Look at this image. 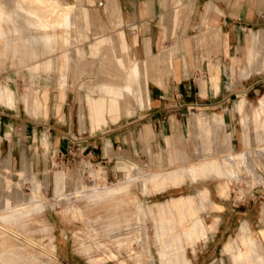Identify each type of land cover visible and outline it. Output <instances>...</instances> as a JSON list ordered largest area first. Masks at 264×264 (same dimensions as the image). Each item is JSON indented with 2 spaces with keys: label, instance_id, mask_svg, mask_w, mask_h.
<instances>
[{
  "label": "rangeland",
  "instance_id": "rangeland-1",
  "mask_svg": "<svg viewBox=\"0 0 264 264\" xmlns=\"http://www.w3.org/2000/svg\"><path fill=\"white\" fill-rule=\"evenodd\" d=\"M29 1L36 7L40 3ZM60 1L72 6L69 29L29 27L22 12L13 23L0 22V88L8 87L14 97L11 106L0 101V264H264V130L252 123V112L264 97L259 60L264 33L254 48L257 65L249 67L245 45L234 52L239 65L231 80L226 61L216 62L220 84L234 91L224 104H213L216 98L206 106L197 96L196 104L183 105L185 98H175L187 119L180 146L161 140L151 147V140L142 142L139 131L131 129L130 142L114 145L120 146L116 154L86 138L96 134L103 140L111 129L133 127L149 106L139 108L128 99L134 110L130 117L122 113L114 125L91 132L86 94L96 98L99 84L119 83L123 74L115 57L134 60L135 55L111 43L117 32L105 16L104 0ZM15 7L23 8V0H0L1 15L3 10L13 14ZM65 32L68 44L62 41ZM44 33L56 37L50 49L30 42ZM125 34L128 41L132 34ZM99 36L110 39L92 55L90 44ZM31 50L36 58L28 57ZM64 54L68 69L66 85L60 87ZM189 54L196 61L190 66L191 83L209 89L210 66L199 63L207 50L193 45ZM157 69L158 74L162 66ZM251 87L258 91L245 97ZM35 99L44 106L41 114L34 111ZM199 113L207 115L209 125L198 126ZM215 115L225 118L223 125L213 122ZM67 133L71 138L62 153ZM210 159L207 176L198 172L178 187H170L174 183L166 176L152 175Z\"/></svg>",
  "mask_w": 264,
  "mask_h": 264
},
{
  "label": "crops",
  "instance_id": "crops-1",
  "mask_svg": "<svg viewBox=\"0 0 264 264\" xmlns=\"http://www.w3.org/2000/svg\"><path fill=\"white\" fill-rule=\"evenodd\" d=\"M104 1L105 16L117 32L116 37L111 38V43L115 42V45H119L124 53H127L129 49L135 55V59L129 60L127 58L124 60L116 56L115 64L122 69L123 79L119 83L99 84L96 87L99 90V95L96 98L90 92L86 94L90 120L88 129L93 132L100 130L108 123L114 125L121 119L122 113L130 117L134 110L131 109L128 99L132 100L139 108L149 107L143 121L136 123L133 127L111 129L105 133L103 140L98 138L96 134L86 138L91 141V145L94 147H97L96 143L99 144L100 150L104 145L106 150L111 148L112 153L116 152L117 154L120 146L115 148L114 145L121 144L123 146L124 141L130 142L131 129L139 131L137 136H140L142 142L151 140L149 143L151 147L161 140L165 144L172 141V143L176 142L180 146L181 144L177 140H180L181 135L185 137L183 127L186 126L187 119L184 118L183 113H179V108H182V105L179 104L178 106L175 98H185L187 102L183 105L196 104L194 98L197 96L207 101L206 106L218 103L222 105L225 103V99L232 96L234 91L226 90L229 85L225 88L224 85L220 84L219 68L216 66V62L226 61L228 80H231L233 72L237 70L239 65V58L234 56L236 55L234 52L238 53L242 49V45H245L246 48L249 67L258 63V54L254 48L259 35L264 33V0H231L229 7L222 6L221 3L224 1L221 3L217 1L215 4L209 0ZM23 2L24 7L20 8L19 11L15 7L13 14L3 10L2 15L0 14V22L13 23V16L18 17L22 12L28 26L36 29L51 28L54 30L58 27L69 29L72 25L70 19L72 6L70 4L62 3L60 0H40L38 7H36L30 5L31 1L23 0ZM100 4V6L103 5L101 2ZM82 12L85 14L86 10L82 9ZM254 28L260 29L254 32ZM126 31L132 34L128 41L125 39ZM247 31H249L248 36H246ZM11 32L16 33L17 30ZM1 34L2 30L0 29V36ZM82 35L86 38V34ZM55 38V35L44 33L30 38V42L41 43L45 48L50 49L51 45L55 43ZM109 39L106 36L96 37L94 42L90 44V53L97 55L101 45L108 43ZM62 41L65 44L69 43L68 32L62 36ZM193 45H200L202 49L207 50V57L199 63L210 66L209 89H205L204 84H202L199 90L191 83L190 66L196 64L195 59L191 58L189 54ZM176 49L181 51L179 55L175 54ZM78 53L80 56L85 55L81 49L78 50ZM36 56V52L32 50L28 53L29 58H36ZM145 58L147 60L143 61ZM210 59L211 63L209 62ZM68 60L69 57L64 54L65 64L64 72L60 78V87L66 85ZM259 60L260 66L264 68L263 56ZM157 66H162L158 74L156 73L158 71ZM50 67V62L44 64L46 70ZM32 68L36 69L37 63ZM150 70H152V74L148 76ZM162 70L168 77L163 78L160 75ZM78 87L80 89L84 87L83 81L79 82ZM253 88L246 90L244 96L247 97L249 93L258 91ZM90 89L92 93V88L87 90ZM216 98L219 100L212 104L211 99ZM0 101L10 106L14 103L13 92L8 87L0 88ZM24 102L27 103L26 99ZM244 103L243 98L238 102L236 105L238 112L242 111ZM33 106L34 111L41 114L43 104L35 99ZM262 116L264 117V97L259 99L258 106L252 112V123L256 129L264 130ZM195 120L199 127L209 125L205 114H197ZM212 120L216 124L223 125L225 118L215 115ZM191 122L190 119L188 123ZM241 122H244V119H241ZM54 131L56 138L61 140L64 138L61 131L56 128ZM55 137L53 136V141H55ZM70 138V134L67 133V140L63 141V145H61L62 153ZM47 141V137L44 135L43 144L45 147H48ZM50 142L51 139H49ZM182 144L186 146V142ZM188 160L186 157V161ZM213 160H201L198 163H189L187 166L152 175L166 176L169 182L174 183L170 187H178L184 182L185 177L191 178L193 174L195 176L198 172L207 176V164ZM168 231L170 232V230Z\"/></svg>",
  "mask_w": 264,
  "mask_h": 264
},
{
  "label": "built area",
  "instance_id": "built-area-1",
  "mask_svg": "<svg viewBox=\"0 0 264 264\" xmlns=\"http://www.w3.org/2000/svg\"><path fill=\"white\" fill-rule=\"evenodd\" d=\"M101 4L99 3V6H100Z\"/></svg>",
  "mask_w": 264,
  "mask_h": 264
}]
</instances>
